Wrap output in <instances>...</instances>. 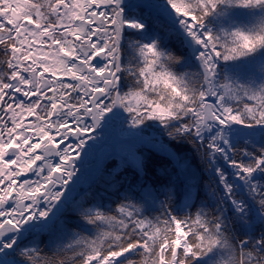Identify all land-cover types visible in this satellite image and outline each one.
Segmentation results:
<instances>
[{
    "label": "snow or ice",
    "instance_id": "snow-or-ice-1",
    "mask_svg": "<svg viewBox=\"0 0 264 264\" xmlns=\"http://www.w3.org/2000/svg\"><path fill=\"white\" fill-rule=\"evenodd\" d=\"M0 264H264V0H0Z\"/></svg>",
    "mask_w": 264,
    "mask_h": 264
},
{
    "label": "trees",
    "instance_id": "trees-1",
    "mask_svg": "<svg viewBox=\"0 0 264 264\" xmlns=\"http://www.w3.org/2000/svg\"><path fill=\"white\" fill-rule=\"evenodd\" d=\"M148 133H151V132H148ZM165 142H167V138L166 137H165ZM169 146L171 148H173L174 151L177 150L174 145H171L170 144ZM182 151H183V153L187 154L190 157L193 156V153L189 150V147L188 146H184V148H183ZM153 154L154 155H157L168 166L169 170L172 169V163H171V160L169 158H167V157H165L163 155H160L158 153H155L154 151H153ZM193 163H196V161L193 160ZM154 172H155V176L160 177L161 180H166L167 177L162 173L159 165L156 167V169L154 170ZM123 173H124V175H128L130 177L136 178V172L134 170H130V169L127 168L126 170L123 171ZM143 179L144 180H147L150 185L152 184V174L151 173L146 174L143 177Z\"/></svg>",
    "mask_w": 264,
    "mask_h": 264
},
{
    "label": "flooded vegetation",
    "instance_id": "flooded-vegetation-1",
    "mask_svg": "<svg viewBox=\"0 0 264 264\" xmlns=\"http://www.w3.org/2000/svg\"><path fill=\"white\" fill-rule=\"evenodd\" d=\"M111 159L114 161V162H112L113 165H114V167H116L118 164H120V159L118 157H114V158H111ZM97 162H98V159L97 158H94V160H93V167L96 165ZM93 167L90 169V171L87 169V171H88L87 173L88 174L91 173ZM127 168L130 169V170H132V169L135 170L134 167L130 163H127L125 165L124 170H126Z\"/></svg>",
    "mask_w": 264,
    "mask_h": 264
},
{
    "label": "rangeland",
    "instance_id": "rangeland-1",
    "mask_svg": "<svg viewBox=\"0 0 264 264\" xmlns=\"http://www.w3.org/2000/svg\"><path fill=\"white\" fill-rule=\"evenodd\" d=\"M152 133H146V135H151ZM170 147V146H169ZM171 148V147H170ZM173 149V148H172ZM152 151H154V150H152ZM174 151V150H173ZM159 154V153H158ZM168 158V157H167ZM170 159V158H169ZM91 161H92V154L86 159V161H85V166L86 165H88V164H90L91 163Z\"/></svg>",
    "mask_w": 264,
    "mask_h": 264
},
{
    "label": "bare ground",
    "instance_id": "bare-ground-1",
    "mask_svg": "<svg viewBox=\"0 0 264 264\" xmlns=\"http://www.w3.org/2000/svg\"><path fill=\"white\" fill-rule=\"evenodd\" d=\"M114 134H115V132L113 133V136H114ZM100 148H101V149H104V147H103V146H101Z\"/></svg>",
    "mask_w": 264,
    "mask_h": 264
}]
</instances>
